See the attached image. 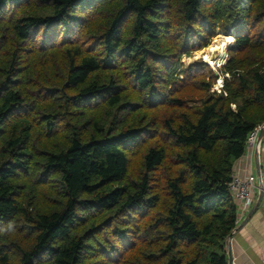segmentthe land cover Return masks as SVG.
<instances>
[{"label":"trees","instance_id":"obj_1","mask_svg":"<svg viewBox=\"0 0 264 264\" xmlns=\"http://www.w3.org/2000/svg\"><path fill=\"white\" fill-rule=\"evenodd\" d=\"M0 0V264H228L227 190L264 125V0ZM233 32L218 75L181 59Z\"/></svg>","mask_w":264,"mask_h":264},{"label":"crops","instance_id":"obj_2","mask_svg":"<svg viewBox=\"0 0 264 264\" xmlns=\"http://www.w3.org/2000/svg\"><path fill=\"white\" fill-rule=\"evenodd\" d=\"M255 152V148L253 151L246 150L245 155L235 162L234 170L242 175L251 173L258 178L260 164L264 162V136L259 145L258 158ZM256 184L259 189L258 179ZM258 195L259 192L254 205L242 215L233 231L229 244L231 264H264V197L257 200Z\"/></svg>","mask_w":264,"mask_h":264},{"label":"built area","instance_id":"obj_3","mask_svg":"<svg viewBox=\"0 0 264 264\" xmlns=\"http://www.w3.org/2000/svg\"><path fill=\"white\" fill-rule=\"evenodd\" d=\"M226 76L229 77L227 74ZM262 129H264V125L258 126L250 132L246 144V149L248 151L254 150L257 136ZM257 179L260 182L259 189L256 184ZM227 190L233 204L236 206L237 223L242 215L248 213L254 205L257 192H261L264 197V162L260 164L258 178L251 173L248 175H242L234 170L231 174L230 181L227 184Z\"/></svg>","mask_w":264,"mask_h":264},{"label":"rangeland","instance_id":"obj_4","mask_svg":"<svg viewBox=\"0 0 264 264\" xmlns=\"http://www.w3.org/2000/svg\"><path fill=\"white\" fill-rule=\"evenodd\" d=\"M237 2L241 6L248 7L247 0H237ZM233 40L234 36L232 31L229 34H226L225 32L217 29L216 36L213 37L203 48L192 51L189 57H183L181 59V63L183 64L182 68L188 67L197 61H200L201 64H207L210 70L213 71L214 74L218 75L215 80L216 83L211 88V92L216 91L217 93H220L223 85V78L227 77L226 74L221 77V70L228 61V49L233 44ZM209 49L214 51L210 52ZM207 55L208 59H205V56ZM8 264H18V261L15 257H13Z\"/></svg>","mask_w":264,"mask_h":264},{"label":"water","instance_id":"obj_5","mask_svg":"<svg viewBox=\"0 0 264 264\" xmlns=\"http://www.w3.org/2000/svg\"><path fill=\"white\" fill-rule=\"evenodd\" d=\"M263 136H264V129H262V130L259 132L258 137H257V140H256V146H255V151H256V152H255V155L257 156V158H258V156H259V152H258V150H259V145H260V142H261ZM258 177H259V172H258ZM261 197H262V194H261V192H259V195H258L257 200L261 199ZM231 237H232V235H230V236L227 238V240H226V243H227V257H228V264H231V263H232L231 249H229V244H230Z\"/></svg>","mask_w":264,"mask_h":264},{"label":"bare ground","instance_id":"obj_6","mask_svg":"<svg viewBox=\"0 0 264 264\" xmlns=\"http://www.w3.org/2000/svg\"><path fill=\"white\" fill-rule=\"evenodd\" d=\"M228 43V42H227ZM224 46H225V44H224ZM222 49V48H221ZM210 50V49H209ZM208 50V51H209ZM214 50H210V52H213ZM205 59H208V55L207 56H205ZM211 64H213V63H211ZM220 83V82H219Z\"/></svg>","mask_w":264,"mask_h":264}]
</instances>
